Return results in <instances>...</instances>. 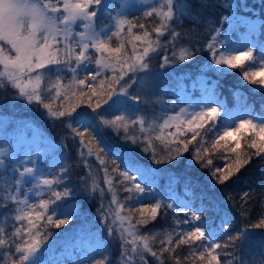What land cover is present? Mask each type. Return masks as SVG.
Masks as SVG:
<instances>
[{"label":"snow or ice","instance_id":"snow-or-ice-1","mask_svg":"<svg viewBox=\"0 0 264 264\" xmlns=\"http://www.w3.org/2000/svg\"><path fill=\"white\" fill-rule=\"evenodd\" d=\"M216 7L227 15L221 14L204 47L183 46L194 30L177 28L184 20L200 23L203 13ZM237 7L236 0H123L113 15L111 0H0V93L10 89L11 99L38 106L50 123L67 128L74 142L79 137L77 155L87 170L84 190L91 198L99 197L96 212L107 237L98 235L75 264H112L110 239L119 241L116 264H149V256L155 264H264V249L244 247L252 229L264 230V212L258 222L239 227L234 217L224 216L219 231L209 230L202 219L214 207L208 192L199 194L200 206L195 209L192 202L157 199L155 182L150 181L157 169L132 159L96 123L98 119L125 144L139 147L156 165L178 164L191 152V160L209 169V191L238 175L253 157L264 158V104L256 113L238 90L233 92L239 108L235 114L226 101L217 99L215 84L191 111L182 108L159 119L136 115L139 108L129 103H139L140 97L129 89L138 81L149 82L141 74L148 73L153 60L167 68L189 63L203 51L209 60L202 69L214 65L212 70L220 76L239 69L242 81L264 91V39L250 38L256 35V25H246L248 18L241 17ZM245 25L248 35L237 45L229 36ZM260 34L264 37V21ZM105 105L108 109L101 111ZM82 107L90 112L78 111ZM111 109L116 110L113 118H106L105 111ZM221 150L225 163L214 165L211 157ZM6 155L0 150V209L6 210L0 220V264H45L42 257L56 235L51 229L70 224L81 211L69 200L70 168L61 154L52 165L59 167L55 174L35 163L29 166V161H21L23 167L12 163L9 169ZM187 184L185 190L192 191ZM261 190L264 193V185ZM120 193L127 195L121 198ZM249 196L243 194L245 203ZM167 210L182 211L185 218L174 215L171 229L148 228ZM181 224L189 227L180 228ZM221 232L224 243L219 242Z\"/></svg>","mask_w":264,"mask_h":264},{"label":"trees","instance_id":"trees-1","mask_svg":"<svg viewBox=\"0 0 264 264\" xmlns=\"http://www.w3.org/2000/svg\"><path fill=\"white\" fill-rule=\"evenodd\" d=\"M122 2L123 0H111L114 8L113 15L118 10L116 6L121 5ZM236 3L238 7L235 11L241 17L248 18L246 25L249 24V21L258 24L256 35L253 38L264 39L260 34V25L264 21V0H236ZM132 11L135 15H140L139 12ZM221 14L227 15V12L223 8L216 7L207 9L203 13L200 23H192L190 20H184L177 30L182 32L194 30V32L190 39L182 41V45L203 48L213 34L212 29L219 26ZM129 18H133V16L130 14ZM246 25L237 28L236 31L239 33L244 31ZM235 38L236 32L229 36V39L236 43ZM170 54L171 52H169ZM208 60L209 53L207 51L198 53L189 63L167 68L160 67L161 61L159 59L153 60L148 73L141 74L147 75L149 82L147 84H140L138 81L137 85L129 89L130 92L140 97L139 103L137 104L140 115H144L149 119L153 117L159 119L168 115H175L180 109L186 108L190 103L201 101L203 95L207 94L206 90L211 89L214 84L216 85L215 95L227 101L228 109L235 110L238 107L234 104L233 100V92L238 90L241 93V98L246 97L248 104L253 105L255 112L259 113L261 105L264 104V91H260L258 85H252L248 84L247 81H242L239 75V69L235 71V74H226L223 76L218 75L212 70L215 67L214 65H209L202 69L201 66ZM253 89H257V91L254 92ZM11 96L10 89L7 94L0 93V116L7 117V121H0V149L12 139V132H18L23 126L22 123L27 121L33 124L34 129L43 138H51L54 144L63 145V151L67 152V155L64 157H66L70 172L67 174L66 180L69 187L73 190V197H70L69 200L81 211L70 224L60 229H51L56 235L49 241L50 250L46 251L42 259L45 260V264H73L76 258H78L77 253L80 251L81 246L86 243H94L96 237L99 235L95 234L88 224V213H85V211L88 212V207L92 205L90 203V199L92 200V198L84 190V178L87 176V170L77 155L79 137L74 142L71 139L69 130L63 127L60 122L50 123L49 120L45 119L43 110L39 109L38 106H29L23 101L11 99ZM78 111L90 112V110L83 107ZM105 117L110 118L109 116ZM223 118L224 113H221L220 120L222 121ZM219 125L220 121L217 122V128H219ZM105 129L108 135L117 143V146H123L127 154L135 161L153 167L158 172L177 179V183L169 184L170 190H168V192L172 191L176 193L177 203L181 201L192 202L194 209L199 208V194L201 192H208L213 198L214 207L212 211L205 213L202 219L207 221L209 230L215 228L219 231L220 218L224 216L234 217L235 221L238 222V227L251 225L258 222V219L261 218V213L264 212V193L261 190V186L264 185V163H262L264 158L257 159L253 157L251 164L243 168L238 175L226 182L225 185H216L214 190L209 191V181L212 179L209 176V169H202L199 164L191 160V152L185 153L180 158L178 164L173 162V164L156 165L152 162L149 155L141 152L139 147L130 143L125 144L111 129ZM201 134H204L203 130ZM197 139L199 140L200 138L198 137ZM247 139H250V136H246L245 140ZM245 140L241 141L242 147L245 146ZM87 141L88 137L85 136V142ZM193 146L190 145V148ZM211 158L213 159L214 165L223 166L225 163L224 150L216 152ZM229 159H231V156H229ZM90 160L95 167L96 165L99 167L94 157L90 158ZM12 163V161L6 160L9 169H11ZM43 164L51 167V173L55 174L59 172V167H52V164H49L48 160ZM17 166L19 167V165ZM188 181H191V184H187ZM186 184L187 187L193 190L186 191ZM168 192L165 193V200L171 197ZM245 192L250 193V196L247 198V203H245V199H242ZM120 195L123 198L127 194L120 193ZM145 199L146 201L155 202L154 200H150L149 197H145ZM205 203H208V201L205 200ZM242 205L243 209L241 207ZM243 210L247 211L246 217L241 216V211ZM4 211L6 210L0 209V220H2V213ZM174 215L175 219L178 220L185 218L182 211L178 214H173L171 210H167L166 216L158 218L148 228L171 229L175 227ZM187 227L189 226L180 225V228ZM9 230L11 229L9 228ZM143 231H147V229ZM229 231H232V229H229ZM262 233H264V230L252 229L250 238L244 245L245 249H252L254 251L264 249V235ZM220 235L221 239L219 242H226L224 234L221 232ZM109 250L111 252L110 248ZM186 250V248L178 250V254H182ZM111 255L112 264H116V253L111 252Z\"/></svg>","mask_w":264,"mask_h":264},{"label":"rangeland","instance_id":"rangeland-1","mask_svg":"<svg viewBox=\"0 0 264 264\" xmlns=\"http://www.w3.org/2000/svg\"><path fill=\"white\" fill-rule=\"evenodd\" d=\"M249 24H255L256 29L258 27V24L256 22L249 21ZM235 32H236V38L234 40H236L237 41L236 44L239 45L241 42L245 40V37L248 35L247 27L244 31H241L240 33L238 31H235ZM250 38L254 39L253 37H250ZM205 95H203L202 99L205 97ZM216 97L220 101H226L225 99L222 100L217 95ZM199 102L200 101L192 102L185 109H188L189 111H191L192 108ZM129 103L137 106L135 101H129ZM226 106H227V101H226ZM105 109H108L107 105H105L104 108L101 109V111H104ZM237 111H239L238 107L235 110H233V113L235 114ZM114 112H116L115 109L107 110L105 111V116H109L110 118H113ZM136 115H140L139 111L136 113ZM0 121H7V117L0 116ZM96 123L102 129L105 136L109 138L110 142L117 145V143L108 135L104 126L99 125L98 120L96 121ZM22 125H23L22 128L18 132H15V133L12 132V139L8 141L3 148L0 149V150H5L7 152L5 160H10L13 163L19 165V167H23V165L20 163L21 161H29L30 162L29 166L31 165V163H35L36 166L44 170L45 173L51 172V167H47V165L43 163L46 160H48V163L53 165L58 160L61 154H63L64 156L67 155V152L63 151L64 146L61 144H54L51 138H43L40 135V133L34 129V126L32 123L26 121V122H23ZM56 145H59L60 147L57 149ZM139 164H141L145 168L155 169L153 167L147 166L142 163H139ZM96 168H99V167H97L96 165ZM99 175L102 178L103 173L101 172ZM151 180H154L155 182L154 187L156 189V192L158 193V195L156 196L157 199L164 198L165 193L168 192V190H170L169 184H173L177 181V179H174V177L172 178L170 177V175H166L158 171H156L155 175L150 178V181ZM82 193H83V190H82ZM85 193L88 194L87 192ZM168 193L169 195H171L172 201L177 203L176 202L177 195L175 196L176 193H173L172 191ZM94 196L95 198H92V200L90 199V203L92 205L88 207V212L85 211V213H88V224L90 225L92 230L95 232V234H99V235L103 234L105 237H107V233L104 230L103 225H101L100 218L96 212V209L99 207V203H100L99 197L98 195H95V194ZM107 199H110V197L106 198L105 203H107ZM93 244L94 243H86L85 245L81 246L80 251L77 253L78 258L83 254L84 251L89 250L93 246ZM109 248L111 249V252L116 253L118 257L119 252H120L118 239L116 240L110 239ZM78 258H76V260ZM147 259L149 261V264H155V261L152 257L149 256L147 257ZM75 261L73 264H75Z\"/></svg>","mask_w":264,"mask_h":264}]
</instances>
